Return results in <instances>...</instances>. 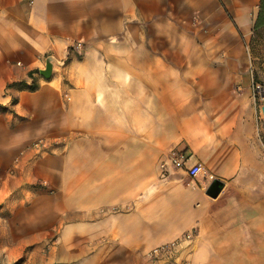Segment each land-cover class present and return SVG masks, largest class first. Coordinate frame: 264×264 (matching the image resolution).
Segmentation results:
<instances>
[{
	"label": "crops",
	"instance_id": "crops-1",
	"mask_svg": "<svg viewBox=\"0 0 264 264\" xmlns=\"http://www.w3.org/2000/svg\"><path fill=\"white\" fill-rule=\"evenodd\" d=\"M260 6L0 0V104L24 119V138L62 141L25 178L49 183L62 259L153 264L151 250L190 234L156 264H264ZM21 82L37 90L10 87ZM177 149L224 183L217 198L185 170L163 173Z\"/></svg>",
	"mask_w": 264,
	"mask_h": 264
},
{
	"label": "rangeland",
	"instance_id": "rangeland-1",
	"mask_svg": "<svg viewBox=\"0 0 264 264\" xmlns=\"http://www.w3.org/2000/svg\"><path fill=\"white\" fill-rule=\"evenodd\" d=\"M259 40L251 70L255 82L264 86V31ZM255 99L257 106L264 104ZM24 123L12 107L0 104V264H98L84 257L73 261L60 257L65 251H59L58 245L65 236L50 214L49 183L43 179L30 183L25 178L62 141L24 138L19 130ZM259 132L264 137V117Z\"/></svg>",
	"mask_w": 264,
	"mask_h": 264
},
{
	"label": "built area",
	"instance_id": "built-area-1",
	"mask_svg": "<svg viewBox=\"0 0 264 264\" xmlns=\"http://www.w3.org/2000/svg\"><path fill=\"white\" fill-rule=\"evenodd\" d=\"M73 49L77 52H80L81 50H83V44L77 43L73 46ZM260 94L261 92L258 88V85H255V91H254L255 97H257ZM188 161H189V155L187 154V152L177 149L172 151L171 156L166 161H163L161 163V169L163 173L169 172L170 169L185 170L186 174L191 178V180L196 181L202 178L206 186H209L215 180V177L211 173H209L201 163L187 167ZM191 237L192 236L190 234H187L183 238L177 241L157 247L148 253V258L152 261L154 260L155 261L165 260L167 262L175 261L178 257L179 249L181 245L184 242L190 240Z\"/></svg>",
	"mask_w": 264,
	"mask_h": 264
},
{
	"label": "water",
	"instance_id": "water-1",
	"mask_svg": "<svg viewBox=\"0 0 264 264\" xmlns=\"http://www.w3.org/2000/svg\"><path fill=\"white\" fill-rule=\"evenodd\" d=\"M54 59L52 57L47 58L46 60V66L44 70L40 71V74L42 75V77L46 80H50L52 78L53 75V70H54ZM224 183L221 182L218 179H215L208 187L206 193L208 196H210L211 198H217L220 193L222 192L223 188H224Z\"/></svg>",
	"mask_w": 264,
	"mask_h": 264
},
{
	"label": "trees",
	"instance_id": "trees-1",
	"mask_svg": "<svg viewBox=\"0 0 264 264\" xmlns=\"http://www.w3.org/2000/svg\"><path fill=\"white\" fill-rule=\"evenodd\" d=\"M264 31V0H261V6H260V12L256 23V30L255 35L257 36V39L259 40V37L261 36L262 32ZM260 41V40H259ZM32 76V73L30 74ZM17 86L21 90H28L31 92H34L37 90V86L35 85V82L32 84H27L26 82L18 83L17 85L12 84L10 87ZM13 103H17L16 100L13 101ZM262 140L264 142V137L262 136Z\"/></svg>",
	"mask_w": 264,
	"mask_h": 264
}]
</instances>
